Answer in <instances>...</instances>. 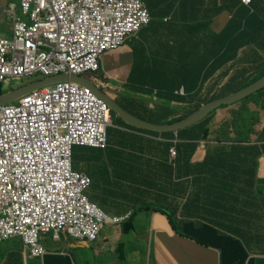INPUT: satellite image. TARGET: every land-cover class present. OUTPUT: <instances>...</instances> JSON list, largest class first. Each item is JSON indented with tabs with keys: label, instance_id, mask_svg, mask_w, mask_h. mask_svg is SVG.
<instances>
[{
	"label": "crops",
	"instance_id": "1",
	"mask_svg": "<svg viewBox=\"0 0 264 264\" xmlns=\"http://www.w3.org/2000/svg\"><path fill=\"white\" fill-rule=\"evenodd\" d=\"M145 2L150 22L104 54L96 76L133 115L172 124L264 76V49L256 42L235 49L252 7L263 9L264 0H251V7L242 0ZM10 6L24 16L20 0L0 2V36L11 34L4 11ZM243 107L258 120L256 134L246 136V126L241 135L231 126L222 130L232 111ZM263 107L264 93L176 130L139 127L116 116L107 146H77L73 166L91 177L89 200L109 215L130 212L132 228L123 232L118 224H106L90 242L41 234L45 264H65L48 256L67 254L77 264L87 250L99 257L97 264H219L217 250L179 236L166 214L174 225L209 226L234 237L247 253L246 262L264 264ZM14 237L0 241V264H43ZM125 237L145 240L144 250L126 252Z\"/></svg>",
	"mask_w": 264,
	"mask_h": 264
},
{
	"label": "built area",
	"instance_id": "2",
	"mask_svg": "<svg viewBox=\"0 0 264 264\" xmlns=\"http://www.w3.org/2000/svg\"><path fill=\"white\" fill-rule=\"evenodd\" d=\"M249 4L251 0H242ZM11 34L0 36V83L53 74L96 83L104 54L118 49L150 22L145 0H20ZM97 84V83H96ZM110 108L88 85L59 80L0 104V241L20 238L42 259V233L64 232L81 241L97 238L107 215L90 201L91 177L73 167L75 144L104 148ZM175 161L177 147L169 148Z\"/></svg>",
	"mask_w": 264,
	"mask_h": 264
},
{
	"label": "trees",
	"instance_id": "3",
	"mask_svg": "<svg viewBox=\"0 0 264 264\" xmlns=\"http://www.w3.org/2000/svg\"><path fill=\"white\" fill-rule=\"evenodd\" d=\"M246 5H250L251 7L252 6L251 1L249 4ZM252 10H253L252 17L244 25L243 30L240 31V35H242V39L237 43L235 49H238L240 45H244L246 43L250 44L253 42H256V44L259 46L260 49H264V45L260 42V40H264V8L261 10H257L256 6H254L252 7ZM97 75L98 73L94 75L95 78ZM96 83H98L97 78H96ZM8 89L9 88H4L2 84H0V94L6 92ZM263 90L264 88L258 92H261ZM249 98L250 97H247L244 100H247ZM211 115L213 116V113H211L204 120L209 119ZM257 121L258 120L254 118L244 107L243 110L239 109L232 111V120L230 122H226L222 126V130H227L231 126L232 129L235 130L237 135H241V131L246 126L248 131L246 136H251L253 134H256L254 127ZM77 146H89V147L99 148L92 145H83V144L73 145L72 147L73 165H74V151ZM166 215L171 227L173 228L175 233H177L179 236L188 238L199 245L205 247H211L217 250L219 255V264H249V261L246 262L247 253L243 245L239 240L235 239L234 237L219 233L217 230L209 226H194L192 224H182L177 226L173 224L171 220V215L170 214H166ZM131 228H132V224L127 221L120 223V229L123 232L129 231ZM48 257L65 264H73L72 259L68 254L48 256ZM43 264H45V255L43 257Z\"/></svg>",
	"mask_w": 264,
	"mask_h": 264
},
{
	"label": "water",
	"instance_id": "4",
	"mask_svg": "<svg viewBox=\"0 0 264 264\" xmlns=\"http://www.w3.org/2000/svg\"><path fill=\"white\" fill-rule=\"evenodd\" d=\"M59 80H72L79 82L83 85H88L110 105V107L116 113L117 116L121 117L125 122L129 124L139 127H149L155 129H160L162 127L163 129H168V130H176L195 124L207 118L211 113H213V111L220 108L221 106L235 104L264 88V76H263L257 81H255L253 84L239 90L238 92L231 94L227 97L216 99L204 105L203 107H200L197 111H195L185 119L183 118L178 122L168 125L153 124L133 115L131 112L126 110L117 100H115L109 94L98 88L96 84H94V82L91 81L89 78L78 75L53 74L45 78H38L35 80H31L20 86L12 88L11 90L5 93L0 94V104L11 102L17 99L18 97H20L21 95H23L24 93L32 91L36 88H40L49 83L57 82Z\"/></svg>",
	"mask_w": 264,
	"mask_h": 264
},
{
	"label": "rangeland",
	"instance_id": "5",
	"mask_svg": "<svg viewBox=\"0 0 264 264\" xmlns=\"http://www.w3.org/2000/svg\"><path fill=\"white\" fill-rule=\"evenodd\" d=\"M0 2H2V3H4V0H0ZM17 10L19 11V8H18V6H17ZM23 16V15H22ZM3 17V13L0 11V19ZM24 17V16H23ZM258 72H261V71H258ZM262 73V72H261ZM42 76H44V75H42ZM259 76H261V75H259ZM258 76V77H259ZM263 77V76H262ZM32 78H34V77H27V78H25V80H30V79H32ZM13 83H14V80L13 79H11L9 82H5L4 83V85L5 86H8V85H13ZM21 83V81H15V86H17V85H19ZM99 86H101L99 83H97ZM264 93V90L263 91H261V92H256V93H254L253 95H251V96H249L250 98L249 99H251L253 96H255V95H258V94H263ZM240 102V101H239ZM233 109L234 108H236V107H232ZM246 109H247V107H245ZM218 109H220V108H218ZM218 109H216L215 111H217ZM244 109V107L241 109V110H243ZM248 110V112H249V109H247ZM214 112V111H213ZM115 120V114L113 113V121ZM112 125H113V123H112ZM106 224H109V223H106V222H104L103 224H102V228H103V226L104 225H106ZM109 225H111V224H109ZM50 234V237H51V239L52 240H58L59 238H60V236H59V234H58V236H54L52 233H49ZM65 234V233H64ZM14 238H17V237H14ZM125 240H126V246H125V248H124V250L126 251V252H128L130 249H138L139 251H143L144 250V246H145V240H130L129 238H127V237H125L124 238ZM45 241V240H44ZM98 259H99V257H97V256H94V255H92V253L90 252V251H85V252H82V253H79V260L77 261V264H97V261H98Z\"/></svg>",
	"mask_w": 264,
	"mask_h": 264
},
{
	"label": "clouds",
	"instance_id": "6",
	"mask_svg": "<svg viewBox=\"0 0 264 264\" xmlns=\"http://www.w3.org/2000/svg\"><path fill=\"white\" fill-rule=\"evenodd\" d=\"M45 77H47V76H42V75H37V76H34V78H32V79H30V80H24V81H22L19 85H17V86H20V85H22V84H24V83H26V82H29V81H31V80H35V79H38V78H45ZM1 84V83H0ZM94 84H96V83H94ZM100 85L101 86H99L98 84H96V86L98 87V88H100L101 90H103L104 92H106L107 94H109L110 95V91L107 89V86L103 83V82H100ZM2 86H3V84H2ZM17 86H15V84L14 85H12L11 87H9V89L7 90V91H9V90H11L12 88H15V87H17ZM4 87V86H3ZM5 88V87H4ZM6 91V92H7ZM5 93V92H4ZM96 93V92H95ZM25 94V93H24ZM97 94V93H96ZM98 95V94H97ZM111 96V95H110ZM112 98H114L115 100H117V98H115V97H113V96H111ZM20 97H18L17 99H19ZM102 98V97H101ZM17 99H15V100H17ZM103 99V98H102ZM15 100H13V101H15ZM104 100V99H103ZM105 101V100H104ZM12 102V101H11ZM106 102V101H105ZM8 103H10V102H8ZM107 103V102H106ZM5 104H7V103H5ZM107 105L109 106V108H110V124L107 126V138H108V128L112 125V121H113V113L115 114V117L117 116L116 115V113L112 110V108L110 107V105L107 103ZM123 106V105H122ZM126 110H128L125 106H123ZM129 111V110H128ZM130 112V111H129ZM119 117V116H118ZM121 120H123L121 117H119ZM124 121V120H123ZM125 122V121H124ZM107 144H108V142H107ZM107 146V145H106ZM74 167V166H73ZM104 212V211H103ZM105 213V212H104ZM106 214V213H105ZM121 215V214H120ZM129 218H126V219H124V220H121L120 222H117V223H114V224H111V225H115V224H118V225H120V223L121 222H125V221H127ZM102 229V228H101ZM100 232V231H99ZM47 233H50V232H47ZM61 233H64V232H60V234H59V236L61 235ZM42 234H45V233H42ZM66 234V233H65ZM99 234V233H98ZM67 236H70V235H68V234H66ZM71 238H73L72 236H70ZM73 239H75V238H73ZM75 240H77V239H75ZM95 240V239H94ZM81 241V240H80ZM93 241V240H92ZM86 242H90V241H86ZM46 248V247H45ZM46 252H47V249H46ZM46 254V253H45ZM44 254V255H45Z\"/></svg>",
	"mask_w": 264,
	"mask_h": 264
},
{
	"label": "flooded vegetation",
	"instance_id": "7",
	"mask_svg": "<svg viewBox=\"0 0 264 264\" xmlns=\"http://www.w3.org/2000/svg\"><path fill=\"white\" fill-rule=\"evenodd\" d=\"M117 101H118L121 105L125 106V102L122 100L121 97H118V98H117Z\"/></svg>",
	"mask_w": 264,
	"mask_h": 264
}]
</instances>
